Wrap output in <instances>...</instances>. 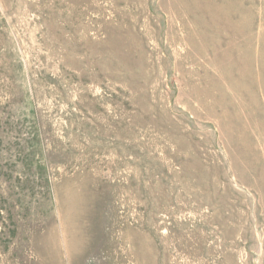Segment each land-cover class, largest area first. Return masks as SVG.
I'll return each mask as SVG.
<instances>
[{
    "label": "rangeland",
    "instance_id": "374dc122",
    "mask_svg": "<svg viewBox=\"0 0 264 264\" xmlns=\"http://www.w3.org/2000/svg\"><path fill=\"white\" fill-rule=\"evenodd\" d=\"M0 264H264V0H0Z\"/></svg>",
    "mask_w": 264,
    "mask_h": 264
}]
</instances>
